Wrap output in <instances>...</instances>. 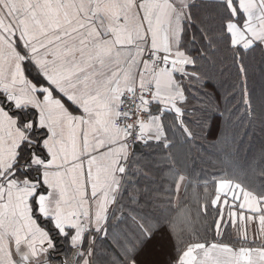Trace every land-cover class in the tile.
<instances>
[{
	"label": "snow or ice",
	"instance_id": "obj_1",
	"mask_svg": "<svg viewBox=\"0 0 264 264\" xmlns=\"http://www.w3.org/2000/svg\"><path fill=\"white\" fill-rule=\"evenodd\" d=\"M0 264H264V0H0Z\"/></svg>",
	"mask_w": 264,
	"mask_h": 264
}]
</instances>
